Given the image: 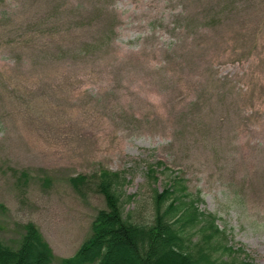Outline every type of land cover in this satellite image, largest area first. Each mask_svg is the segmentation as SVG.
Masks as SVG:
<instances>
[{
	"label": "rangeland",
	"instance_id": "obj_1",
	"mask_svg": "<svg viewBox=\"0 0 264 264\" xmlns=\"http://www.w3.org/2000/svg\"><path fill=\"white\" fill-rule=\"evenodd\" d=\"M102 172L141 223L182 179L264 264V0H0V242L32 224L62 264Z\"/></svg>",
	"mask_w": 264,
	"mask_h": 264
},
{
	"label": "trees",
	"instance_id": "obj_2",
	"mask_svg": "<svg viewBox=\"0 0 264 264\" xmlns=\"http://www.w3.org/2000/svg\"><path fill=\"white\" fill-rule=\"evenodd\" d=\"M94 179L105 209L93 219L90 237L62 264H251L241 249L228 245L215 216L197 208L199 195L189 193L182 179L170 175L164 190L154 191L150 219L143 223L124 214L123 177L102 172ZM87 180L69 182L79 192ZM53 258L32 224L24 225L17 249L0 242V264H51Z\"/></svg>",
	"mask_w": 264,
	"mask_h": 264
}]
</instances>
